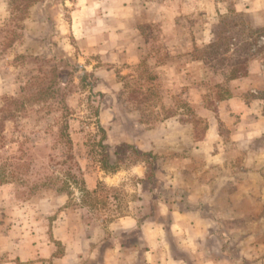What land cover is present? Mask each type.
<instances>
[{
    "label": "rangeland",
    "instance_id": "rangeland-1",
    "mask_svg": "<svg viewBox=\"0 0 264 264\" xmlns=\"http://www.w3.org/2000/svg\"><path fill=\"white\" fill-rule=\"evenodd\" d=\"M10 1L0 0V87L7 91L0 109L33 78L46 81L53 72L59 84L57 99L25 110L0 132V178L15 184L28 220L40 210L49 229L65 221L76 238L77 264H96L101 248L88 247L84 238L101 227L105 245L118 238L131 244L142 239L132 229L135 221L168 226L172 219L162 208L191 207L203 218L199 235L207 259L223 254L226 264H264V136L249 145L244 130L234 132L264 127V79L229 80L232 69L264 60V0L254 11L237 10L236 0H32L24 12L12 11ZM132 29L139 34L122 36ZM136 46L146 56L134 63ZM183 50L182 66L168 68ZM231 96L235 102L227 101ZM252 97L262 100L253 106L262 114L255 121L244 112ZM63 121L69 144L60 135ZM179 126L189 128L188 148L213 131L214 149L207 145L201 157L169 152L183 133ZM102 136L111 157L121 144L144 152L151 142L154 150L145 153L153 158L104 176L97 165ZM227 144L226 161L208 171L203 159ZM182 159L192 163L181 166ZM71 177L85 188L86 180L115 187L116 198L99 194L105 206L82 209ZM172 235L167 231L170 242Z\"/></svg>",
    "mask_w": 264,
    "mask_h": 264
},
{
    "label": "crops",
    "instance_id": "crops-1",
    "mask_svg": "<svg viewBox=\"0 0 264 264\" xmlns=\"http://www.w3.org/2000/svg\"><path fill=\"white\" fill-rule=\"evenodd\" d=\"M168 1L171 2L172 0ZM174 1H176V3H182L184 0ZM235 4L237 10H241L243 7L246 9V7H248L250 11H254L260 9L262 3L261 0H236ZM130 22L131 20L129 19L128 24H131ZM136 33L139 34L134 29L127 30L125 34L122 33V36L134 37ZM198 35V37L204 38L205 33L202 31ZM181 36H183V42H185L186 38H188V33L185 31L182 35L180 34V37ZM137 47L138 46L131 52L132 57L130 60L134 63L139 62L146 56L144 50L138 49ZM184 52H186V50L181 51V57L174 56L175 58H171L167 67L175 70L177 67H180V65L183 64L182 59L186 54ZM252 78L264 79V60L250 63L247 76L245 78H240V80H234V83L250 81ZM262 90L261 92H264V88H262ZM5 93H7V91H4V88L0 87V96ZM260 99L259 97L250 98L245 107L244 112H248V116L252 121H255L258 116L260 117V115H262H259L253 109L255 104L257 106L258 104H262V100ZM235 100V96H231L227 101L235 102ZM260 106L262 107V105ZM260 106L258 110L262 112ZM231 112L228 111L227 116L233 115ZM260 127L262 128L238 127L234 129V132L240 135L244 130V138L248 144L251 145V141L264 136V127ZM178 128L183 133H181L182 135H180V137H177L178 142L168 147L169 152H176L178 150L180 152L181 150H185L186 156L195 153L196 156L201 157L202 152L203 154L206 153L205 149L207 145L212 144L211 148L214 149V144L213 142L210 143L211 141L209 139L210 135L216 137L213 131L208 130L202 142H190V148H188V142L190 140L189 128L187 126H179ZM237 142L238 141H235L233 143ZM233 143L229 145L232 149L236 146L233 145ZM150 145L151 142H149V145L142 146L144 152L154 150ZM246 145L247 143H244V146ZM227 146L228 144L223 146V149L217 148L218 152L214 156H206L205 159H203L204 162H202V164L204 163L208 167V171L211 165L214 168L220 164L222 165L226 161V159H222V152ZM181 162L184 164L181 166H187L189 163H192L190 159H182ZM184 170L185 169L182 171L183 173H185ZM182 172L177 171V175ZM175 174L176 171L170 170L171 176ZM103 175L105 176V174ZM173 179L175 180V178ZM229 180H231V178ZM15 189L14 183L0 185V264H77L79 257L77 254V242L76 238L73 236L74 232H71V226L65 221H60L58 219L53 222L51 229L45 227L44 214L43 211L40 210L33 218L28 220L26 217L27 206H25L24 202L18 200ZM86 189L92 191L95 189V185H91L86 180ZM39 203L43 204L42 200L36 201V206ZM38 209L39 205L37 210ZM160 214L169 216L170 219H172L168 226L161 221L152 222L144 220L141 222L142 225L139 221L133 223L132 229H136L138 235L142 236H140V238H142L140 240L143 241L142 251H140L137 246L138 244H135L134 241H132L131 244H126L121 238L116 239L110 246L105 245L107 231L103 227H101L100 233L97 236L95 235L91 238L85 237L84 241L88 247L91 244H97V246L101 248L100 258L97 260L96 264H187L185 258H188V261L191 260L192 264H226L228 262V260H226L228 258L223 254L215 257L211 255L212 258L207 259L209 254L204 248V242L199 235L203 232L200 229L202 224L201 221L203 220L201 213H198L191 207L182 211L179 207L177 208V205H173L172 208H162ZM167 231L173 232V242L168 240L166 236ZM177 252L181 255H177ZM94 259L96 260L95 255L91 253L90 260Z\"/></svg>",
    "mask_w": 264,
    "mask_h": 264
},
{
    "label": "trees",
    "instance_id": "trees-1",
    "mask_svg": "<svg viewBox=\"0 0 264 264\" xmlns=\"http://www.w3.org/2000/svg\"><path fill=\"white\" fill-rule=\"evenodd\" d=\"M12 11L21 9L23 12L26 11L31 5L32 0H24L21 3L17 4L15 0L10 1L9 3ZM248 74V68H234L231 71L229 80H238L240 78H245ZM153 77L149 76L148 81L152 80ZM56 73L52 72V76L48 80H41L40 82L33 78L24 89H22V96L16 99H8L4 106L0 109V132L3 130L4 124L12 118L19 116L25 110L30 109L34 105L46 103L48 101H53L57 99L59 89ZM149 91V89H148ZM148 100V99H145ZM144 102V101H143ZM63 112L67 114V109L63 107ZM14 116V117H13ZM170 117V116H169ZM67 123L65 121L61 124L60 135L64 138L66 144L70 143V140L67 135ZM104 136L98 142L97 148V165L100 172L105 175H113L119 171L127 170L130 167H134L141 163H148L153 156L150 153H145L139 151L135 146L128 144H121L116 147L113 154L114 157H111L107 151V146L103 145ZM149 178V175H148ZM8 183L3 177L0 178V185ZM71 183L79 185V203L82 209H93L97 204H100L102 207L106 204V196L98 198L99 194H112V198H116L117 188L115 187H106L101 182H98L95 189L88 191L84 187L83 180L77 182L76 177H71ZM139 238V237H138ZM133 241V240H132ZM134 243L138 244L140 251L143 250V241L137 239ZM136 246V245H135ZM177 255H181L177 252Z\"/></svg>",
    "mask_w": 264,
    "mask_h": 264
}]
</instances>
